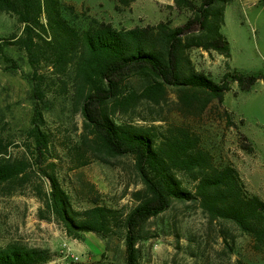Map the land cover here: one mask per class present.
<instances>
[{"label":"rangeland","instance_id":"rangeland-1","mask_svg":"<svg viewBox=\"0 0 264 264\" xmlns=\"http://www.w3.org/2000/svg\"><path fill=\"white\" fill-rule=\"evenodd\" d=\"M189 1L199 5V0ZM60 2L66 18L83 30L95 22L119 30L161 22L182 28L191 19V12L180 9L175 0ZM21 33L16 17L0 12V39ZM222 33L230 45V59L193 50L189 55L196 71L216 83L235 71L264 79V6L260 1L231 0ZM31 76L25 52L17 46L5 48L0 55V131L9 153L14 157L26 153L34 173L22 187L0 185V249L15 244L46 252L50 259L42 264H127V235L122 226L109 237L87 233L74 240L66 234L39 197L38 190L49 191L50 183L38 169L56 174L74 210L105 206L124 219L139 205L138 194L146 191L134 157H102L107 162L103 163L94 159L89 147H83L90 155L75 161L82 154L76 150L82 147L84 118L73 107L69 86L67 94H48L45 103H40L52 149L46 162H36L29 151L38 103ZM146 84L135 73H126L121 86L129 94L140 93ZM231 88L223 104L216 102L203 113L184 109L169 90L161 106L141 102L129 113L119 111L113 118L160 132L171 126L190 129L217 165L235 167L248 193L264 201V80L247 92H241L236 83ZM85 161L89 162L81 166ZM184 182L191 189L187 178ZM135 233L138 264H264V254L255 250L249 236L230 223L210 222L193 202H173L165 213L142 222Z\"/></svg>","mask_w":264,"mask_h":264},{"label":"trees","instance_id":"trees-1","mask_svg":"<svg viewBox=\"0 0 264 264\" xmlns=\"http://www.w3.org/2000/svg\"><path fill=\"white\" fill-rule=\"evenodd\" d=\"M259 1L264 6V0ZM230 2L199 0L196 5L189 0H175L180 9L191 12V19L182 28L161 22L119 30L95 22L83 30L66 18L60 0H0V12L16 17L22 27L21 35L0 39V55L5 48L17 46L25 52L32 69L38 101L29 134L32 158L46 162L52 149V136L45 127L40 103H45L48 94H67L70 86L73 107L84 118L85 132L82 147L76 150L82 154L75 161L90 155L83 147H89L94 159L103 163L107 162L102 157H134L146 189L138 194L139 205L124 219L99 205L79 212L72 207L56 174L38 169L50 183L49 191L38 190L39 197L70 238L81 240V235L87 233L109 237L122 226L127 235V264H138L135 232L139 225L168 211L173 202H193L210 222L234 225L252 239L257 252L264 254V201L248 193L235 167L217 165L200 137L184 126L160 132L155 127L119 123L113 118L119 111L129 113L141 102L161 106L169 90L175 92L184 109L195 108L203 113L216 102L223 104L233 83L241 92H247L264 80L235 71L216 83L197 72L191 61L189 53L193 50L215 52L230 59V45L222 33ZM126 73H135L147 82L140 93L123 92L122 77ZM33 169L26 153L22 157L9 153L0 131V185L22 187ZM185 178L191 189L185 186ZM49 259L46 252L20 245L0 249V264H42Z\"/></svg>","mask_w":264,"mask_h":264}]
</instances>
